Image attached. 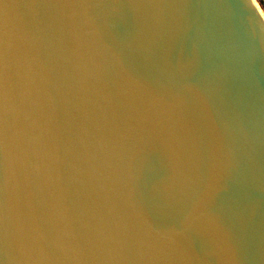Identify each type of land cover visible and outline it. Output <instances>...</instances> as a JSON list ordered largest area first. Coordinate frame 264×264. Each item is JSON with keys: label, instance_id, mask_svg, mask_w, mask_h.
<instances>
[{"label": "water", "instance_id": "1", "mask_svg": "<svg viewBox=\"0 0 264 264\" xmlns=\"http://www.w3.org/2000/svg\"><path fill=\"white\" fill-rule=\"evenodd\" d=\"M134 3L163 14L145 23ZM5 4L17 6L21 40L34 43L45 68L33 98L59 156L45 199L24 183L12 203L20 219L42 223L55 198L81 245L46 264H264L256 1L0 0V21ZM86 4L91 23L65 14ZM2 83L0 69V93ZM230 160L228 190L208 204L217 232L193 213L194 193ZM5 201L0 150V247Z\"/></svg>", "mask_w": 264, "mask_h": 264}, {"label": "clouds", "instance_id": "2", "mask_svg": "<svg viewBox=\"0 0 264 264\" xmlns=\"http://www.w3.org/2000/svg\"><path fill=\"white\" fill-rule=\"evenodd\" d=\"M27 7L34 16L36 5ZM72 11L65 13L79 17L87 23L94 20L92 6L72 5ZM17 6L5 4L3 19L0 21V69H2V93H0V150L3 153L5 170L6 201L2 235L3 260L0 264H46L57 254L65 253L80 243L71 233L67 210L58 206L55 198L48 200V207L40 210L42 223L31 217L20 219L12 201L24 183L35 184V189L43 196V186L53 179L59 156L51 139L47 122H42L35 107L33 93L39 91L45 79V68L35 50L34 43L21 40ZM133 13L143 22L159 18L163 12L160 5L134 3ZM118 9H113L117 11ZM264 31V26L261 27ZM196 58L189 61V66ZM234 161L210 179L207 185L194 193L193 213L198 212L205 219V227L221 231L218 218L208 208L211 200L228 190L225 177ZM51 196V192L49 193ZM189 213V223L193 220Z\"/></svg>", "mask_w": 264, "mask_h": 264}, {"label": "rangeland", "instance_id": "3", "mask_svg": "<svg viewBox=\"0 0 264 264\" xmlns=\"http://www.w3.org/2000/svg\"><path fill=\"white\" fill-rule=\"evenodd\" d=\"M257 2L259 3V7L262 10V12H264V5L261 3L260 0H257Z\"/></svg>", "mask_w": 264, "mask_h": 264}, {"label": "trees", "instance_id": "4", "mask_svg": "<svg viewBox=\"0 0 264 264\" xmlns=\"http://www.w3.org/2000/svg\"><path fill=\"white\" fill-rule=\"evenodd\" d=\"M261 1V3L264 5V0H260Z\"/></svg>", "mask_w": 264, "mask_h": 264}, {"label": "bare ground", "instance_id": "5", "mask_svg": "<svg viewBox=\"0 0 264 264\" xmlns=\"http://www.w3.org/2000/svg\"><path fill=\"white\" fill-rule=\"evenodd\" d=\"M256 1V3L258 4V6H259V3L257 2V0H255ZM264 13V12H263Z\"/></svg>", "mask_w": 264, "mask_h": 264}]
</instances>
